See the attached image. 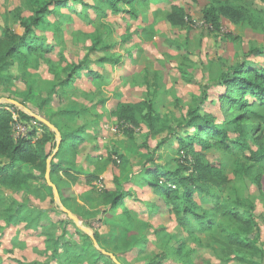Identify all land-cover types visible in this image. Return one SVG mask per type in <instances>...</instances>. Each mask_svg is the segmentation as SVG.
I'll return each instance as SVG.
<instances>
[{
  "label": "rangeland",
  "instance_id": "rangeland-1",
  "mask_svg": "<svg viewBox=\"0 0 264 264\" xmlns=\"http://www.w3.org/2000/svg\"><path fill=\"white\" fill-rule=\"evenodd\" d=\"M85 1L88 4H69L48 14L33 34L51 50L14 59L3 69L0 81V98L21 100L63 131L80 130L74 149H67L69 139L53 160L62 166L52 178L58 182L63 204L92 220L102 239L100 246L122 264L155 260L160 261L157 264H264V180L260 188L252 174L239 169L242 153L238 156L216 147L202 151L197 145L200 154L187 155L176 136L170 135L175 127L179 135L194 134V128L177 124L206 90L201 112L227 123L229 138L237 136L234 124L227 122L233 114L227 115L226 105L219 102L225 88L214 81L240 61L264 68V0L137 1L134 10L125 5L127 11L113 14L104 9L105 15L98 14L92 0ZM173 3L187 13L184 26H173L162 13ZM34 5V0H0V32L10 26L22 34L17 16H30ZM209 5L221 11L216 25L204 17ZM75 64L91 67L102 78H91L83 68L72 84L62 86ZM245 98L256 99L250 94ZM144 99L154 100L162 115L159 128L152 130L144 121L138 125L118 121L114 111L119 102ZM14 115L18 135L25 127ZM31 123L38 131L32 138L35 142L44 127L38 120ZM259 123L264 129V121ZM166 136L170 139L160 145ZM197 160L206 167L201 170L202 183L210 192L203 196L244 198L243 209L258 222L255 237L261 252H235L245 260L231 258L208 233L197 229L189 233L171 205L152 186L142 184L145 172L157 167L196 175ZM5 162L0 157V164ZM21 169L35 178L7 185L0 177V264H116L106 254L100 259L91 237L63 216L51 186L42 178V167L24 164ZM88 175L98 178L87 181ZM119 186L130 195L118 213L129 209L139 214L130 232L125 231V219L102 201L105 189ZM251 203L254 210L249 209ZM98 214L100 220L95 218ZM82 224L90 226L84 220ZM140 238L145 245L134 246Z\"/></svg>",
  "mask_w": 264,
  "mask_h": 264
},
{
  "label": "trees",
  "instance_id": "trees-1",
  "mask_svg": "<svg viewBox=\"0 0 264 264\" xmlns=\"http://www.w3.org/2000/svg\"><path fill=\"white\" fill-rule=\"evenodd\" d=\"M92 1V6L98 14L105 15L106 11L104 9H109L113 14H119L127 11L124 7L125 5L130 6L134 10L137 1H144L145 4H148L149 0ZM34 2L35 5L30 16L22 14L17 16L20 25L23 27L22 34L17 33L10 26L4 27L2 32H0V81L4 78L3 69L10 65L14 59H28L32 53H38L43 50L49 52L51 50V46L45 44L41 41V38L33 34L35 27L41 26L47 21L48 14L58 12V8L67 7L69 4H88L85 0H34ZM226 9L228 13L236 15L234 9ZM162 13L165 14L166 20L173 26H184L186 24L187 13L182 6L176 3L172 4L168 12ZM220 13L221 11L217 7L209 5L204 10V17L208 22L216 25L220 19ZM258 50L253 49L252 51ZM260 52H263V50ZM83 68H86L85 74L91 78L96 79L100 77L99 73L91 67L84 64H75L60 84L62 86L72 84ZM214 83L223 85L225 88L219 97V102L221 105H226L227 115L233 114L234 117L227 120V122L234 124V130L238 132L237 136L233 139L229 138L227 128L224 126L227 123H218L210 113L201 112L200 102L206 101V90L202 91V96L188 109L183 122L177 124L178 128H194V134L179 135L176 133L178 129L175 127L173 130H170V135L176 136L180 148L187 155H199L200 153L196 149L197 145L200 146L202 151L216 147L238 156L242 153L238 157L239 169L246 174H252L255 182L262 188V181L264 180V129L259 121H264V68L250 67L246 61H240L232 66L230 70L223 72ZM247 94L256 99L252 101L245 98ZM18 101L23 103L21 100ZM26 106L39 113L38 110L36 111L30 105ZM14 114H16L19 122L27 126L26 135L16 136L13 128V122L16 121ZM114 115L122 123L138 125L141 121H144L152 130L159 128L158 126L163 122V117L156 111L155 102L152 99H144L138 102H119ZM32 120L36 119L16 105L4 103L0 106V157L6 160L5 163L0 164V177L1 181L7 185H12L19 180L27 181L30 178H35L31 173L22 171L21 167L24 164H28L34 166L40 165L42 167V178L46 186H48L45 172L47 158L52 154L56 146L55 133L43 122L39 121L44 127V132L39 139L33 142L32 138L37 135L38 131L31 124ZM48 120L51 121L50 118ZM53 124L60 130L62 141L59 150L51 161L52 181V174L58 173L62 167L60 162L53 161L54 158L61 155L64 145L67 142L69 143V139L71 142L67 146V149H74L75 141L81 138L79 134L80 130L63 131L60 126L55 123ZM168 136L161 140L160 145H163V143L170 139ZM253 144L256 145V149L252 146ZM205 168V165L199 163L198 160L195 165L196 175H182L179 170L157 167L153 171L147 170L145 172L146 176L143 178L142 184L152 186L158 195L167 204L171 205L179 216L181 225L189 233H194L195 229L208 233L217 239L216 242L222 246V250L226 254H231V258L235 257L238 260H245L244 255L238 258L235 252H242L244 254L261 252L262 249L256 243L255 237L258 222L250 212L243 209L245 201L242 196L235 194L234 197H231L228 195L224 199L214 196L212 200L203 196L210 192L202 183L204 174L201 170ZM97 178L95 175H88L86 180L92 181ZM54 183L60 192L58 182L55 180ZM50 192L53 193L52 191ZM127 195H130V193L124 192L121 186L115 189H105L101 194L103 203L108 205L111 211L116 212L120 218L125 219L123 223L125 231L130 232L135 226V215L139 214L129 209H124L122 213H118V209L124 204ZM249 209L254 210L255 205L251 203ZM61 213L63 216H66L63 212ZM78 216L94 229L91 224L92 220L87 221L80 215ZM11 217L10 215L8 219L10 218L9 220H11ZM95 218L101 219L99 214ZM142 225L149 226L150 224L143 222ZM94 230L95 238L101 244L102 239L100 238V234H98L96 229ZM138 244L143 247L145 240L140 238L133 245L138 247ZM183 244L184 242L179 248H182ZM98 253L100 254L99 258L103 259L104 254L101 251H98ZM185 254L188 260L190 253L186 251ZM232 254H235V256ZM158 262L160 261H149L148 264H157Z\"/></svg>",
  "mask_w": 264,
  "mask_h": 264
},
{
  "label": "water",
  "instance_id": "water-1",
  "mask_svg": "<svg viewBox=\"0 0 264 264\" xmlns=\"http://www.w3.org/2000/svg\"><path fill=\"white\" fill-rule=\"evenodd\" d=\"M12 104V105H16L17 107H19L20 109H22L24 112L28 113L29 115H31L33 118H35L38 121L43 122L46 126H48L50 128L51 131H53L55 133V138H56V146L52 151V154L47 158V165H46V172H45V179L46 182L49 186H51L52 188V192H53V197H54V202L58 205V207L60 208V210L70 219H72L76 225L78 227H80L85 233H87L93 243L94 246L96 247V249H98L99 251H101L103 254L108 255L109 257H111V259L116 263V264H122L121 262H119V260L117 259V257L105 250L104 248H102L100 246V244L98 243V241L95 238V232L94 229L90 226H85L82 224V220L80 219V217L73 213L69 208H67L61 199V195L59 192V189L57 187V185L52 181L51 179V161L54 157V155L57 153V151L59 150L61 141H62V135L60 130L51 122L49 121L46 117H44L43 115H40L39 113L33 111L32 109H30L28 106L24 105L23 103H21L20 101L13 99V98H9V97H1L0 98V106L2 104Z\"/></svg>",
  "mask_w": 264,
  "mask_h": 264
},
{
  "label": "built area",
  "instance_id": "built-area-1",
  "mask_svg": "<svg viewBox=\"0 0 264 264\" xmlns=\"http://www.w3.org/2000/svg\"><path fill=\"white\" fill-rule=\"evenodd\" d=\"M21 124H22V123H21ZM31 124H32V123H31ZM23 125H24V124H23ZM24 127H25V130H24V131H22V130H21V131L19 132V134H18V135L16 134V136H19V135H23V136H24V135H26V134H27V131H26V130H27V126H26V125H24Z\"/></svg>",
  "mask_w": 264,
  "mask_h": 264
}]
</instances>
